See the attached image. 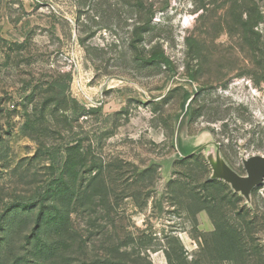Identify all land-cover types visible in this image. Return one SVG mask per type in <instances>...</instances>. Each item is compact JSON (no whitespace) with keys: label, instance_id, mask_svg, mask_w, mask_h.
<instances>
[{"label":"rangeland","instance_id":"rangeland-1","mask_svg":"<svg viewBox=\"0 0 264 264\" xmlns=\"http://www.w3.org/2000/svg\"><path fill=\"white\" fill-rule=\"evenodd\" d=\"M215 146L264 156V0H0V264H264Z\"/></svg>","mask_w":264,"mask_h":264},{"label":"water","instance_id":"water-1","mask_svg":"<svg viewBox=\"0 0 264 264\" xmlns=\"http://www.w3.org/2000/svg\"><path fill=\"white\" fill-rule=\"evenodd\" d=\"M191 154H193L192 151L185 156L179 153V156L185 158ZM207 161L212 171L210 179L229 185L234 193H238L245 199L246 203L250 201L251 191L264 182V156L256 155L242 160L244 176L238 175L228 166L218 146H215L214 153L207 155Z\"/></svg>","mask_w":264,"mask_h":264},{"label":"trees","instance_id":"trees-1","mask_svg":"<svg viewBox=\"0 0 264 264\" xmlns=\"http://www.w3.org/2000/svg\"><path fill=\"white\" fill-rule=\"evenodd\" d=\"M67 80H68V82L71 81V77L68 76V77H67ZM54 87L59 91L60 94H64L65 91H68L69 84L62 85V84L60 83L59 80H56V81L54 82ZM189 97H190V96H189L188 94H185V95H184V98H185V99H184V102H183V103H186L187 100L189 99Z\"/></svg>","mask_w":264,"mask_h":264}]
</instances>
